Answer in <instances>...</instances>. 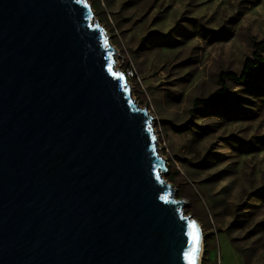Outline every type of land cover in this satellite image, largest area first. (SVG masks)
Listing matches in <instances>:
<instances>
[{
	"label": "water",
	"instance_id": "95a60500",
	"mask_svg": "<svg viewBox=\"0 0 264 264\" xmlns=\"http://www.w3.org/2000/svg\"><path fill=\"white\" fill-rule=\"evenodd\" d=\"M88 0H0V264H189L193 221ZM121 66V65H120Z\"/></svg>",
	"mask_w": 264,
	"mask_h": 264
},
{
	"label": "rangeland",
	"instance_id": "374dc122",
	"mask_svg": "<svg viewBox=\"0 0 264 264\" xmlns=\"http://www.w3.org/2000/svg\"><path fill=\"white\" fill-rule=\"evenodd\" d=\"M88 2L115 68L128 69L132 96L153 117L163 178L202 226V264H264V77L226 81L225 101L191 111L264 40V0Z\"/></svg>",
	"mask_w": 264,
	"mask_h": 264
},
{
	"label": "trees",
	"instance_id": "16d2710c",
	"mask_svg": "<svg viewBox=\"0 0 264 264\" xmlns=\"http://www.w3.org/2000/svg\"><path fill=\"white\" fill-rule=\"evenodd\" d=\"M254 74L264 77V40L254 41L252 56L246 59L240 75L231 71L221 72L219 75L220 81L225 82L222 83V88L206 98H196L193 102V108L191 111L195 112L201 108L210 107L212 105L218 106L230 95L226 86V81H232L241 85H248L253 80ZM256 92H264V86L257 85ZM260 100L263 101V99ZM207 248L208 245L206 244L204 249L205 255L208 253Z\"/></svg>",
	"mask_w": 264,
	"mask_h": 264
},
{
	"label": "snow or ice",
	"instance_id": "6c2138e0",
	"mask_svg": "<svg viewBox=\"0 0 264 264\" xmlns=\"http://www.w3.org/2000/svg\"><path fill=\"white\" fill-rule=\"evenodd\" d=\"M190 227L192 228V231L189 232V236H191L192 238L193 249H192V253H185V257L189 260V264H195V260H196L195 253L198 252V242H199V236L196 230L195 221L192 222Z\"/></svg>",
	"mask_w": 264,
	"mask_h": 264
},
{
	"label": "bare ground",
	"instance_id": "6f19581e",
	"mask_svg": "<svg viewBox=\"0 0 264 264\" xmlns=\"http://www.w3.org/2000/svg\"><path fill=\"white\" fill-rule=\"evenodd\" d=\"M126 78V76H125ZM127 80H128V77H127ZM129 81V80H128ZM160 151V150H159ZM161 153V152H160ZM202 228V227H201ZM204 249H205V246H204V237L202 238V241H201V247H200V255H199V259H198V264H202V258H203V254H204Z\"/></svg>",
	"mask_w": 264,
	"mask_h": 264
},
{
	"label": "built area",
	"instance_id": "2783aa9c",
	"mask_svg": "<svg viewBox=\"0 0 264 264\" xmlns=\"http://www.w3.org/2000/svg\"><path fill=\"white\" fill-rule=\"evenodd\" d=\"M123 73H124V75L126 76V79H127V77H128V80H129L130 76H132V75H130V74L128 73V69H127L126 71H123ZM128 80H127V82L130 83V81H128Z\"/></svg>",
	"mask_w": 264,
	"mask_h": 264
}]
</instances>
